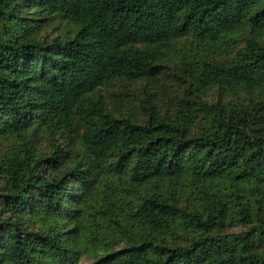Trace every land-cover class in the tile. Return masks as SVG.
Returning <instances> with one entry per match:
<instances>
[{"label":"trees","instance_id":"1","mask_svg":"<svg viewBox=\"0 0 264 264\" xmlns=\"http://www.w3.org/2000/svg\"><path fill=\"white\" fill-rule=\"evenodd\" d=\"M0 264H264V0H0Z\"/></svg>","mask_w":264,"mask_h":264}]
</instances>
